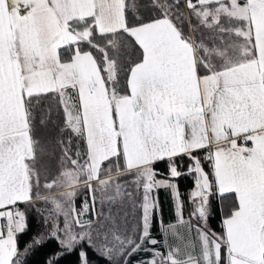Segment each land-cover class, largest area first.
<instances>
[{
	"label": "snow or ice",
	"instance_id": "snow-or-ice-1",
	"mask_svg": "<svg viewBox=\"0 0 264 264\" xmlns=\"http://www.w3.org/2000/svg\"><path fill=\"white\" fill-rule=\"evenodd\" d=\"M53 241L264 264V0H0V264Z\"/></svg>",
	"mask_w": 264,
	"mask_h": 264
},
{
	"label": "trees",
	"instance_id": "trees-1",
	"mask_svg": "<svg viewBox=\"0 0 264 264\" xmlns=\"http://www.w3.org/2000/svg\"><path fill=\"white\" fill-rule=\"evenodd\" d=\"M157 167L161 170L165 169V165L163 164H159L157 165ZM179 187H180V191L185 194L184 199L187 202V199H188L187 192L192 187V180L188 177L181 178L179 181ZM86 194H87L86 192L83 193V195H86ZM81 199H82V196L77 198V201H76L77 207L80 206ZM160 200L165 201L163 197L161 199V196H160ZM189 208L190 206L187 205L186 203L185 215L188 214ZM216 208H217V205L214 203L213 205L214 218L210 219V226L214 230L220 231V228H219L220 214L216 210ZM39 231H41L40 224L38 220L35 217H33L31 220L30 231L27 234L22 235L20 237L21 248H23V246L31 239V237ZM155 232H158V230L154 227L153 234H155ZM156 235L158 236V238H160L159 234H156ZM56 251H57L56 243L54 241L51 243H48L47 245L37 249L34 253H32L27 259V264H47L48 258L51 255H53ZM139 258L140 257L137 255L132 256L131 264H135V261ZM91 260H92V264H105V261L103 259L97 257L94 254L91 255ZM58 264H77V256L75 254L66 255L59 260Z\"/></svg>",
	"mask_w": 264,
	"mask_h": 264
},
{
	"label": "crops",
	"instance_id": "crops-1",
	"mask_svg": "<svg viewBox=\"0 0 264 264\" xmlns=\"http://www.w3.org/2000/svg\"><path fill=\"white\" fill-rule=\"evenodd\" d=\"M159 195L165 199V201L160 200L163 210H164V220L165 222L174 221L175 217L172 212V201L170 199V194L164 190H161ZM158 234V232H155L154 235ZM158 238V236H157Z\"/></svg>",
	"mask_w": 264,
	"mask_h": 264
}]
</instances>
